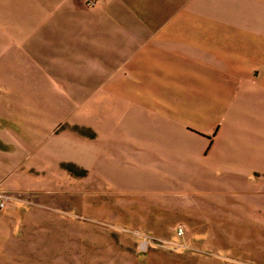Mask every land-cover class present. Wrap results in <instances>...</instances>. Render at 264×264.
<instances>
[{"label":"crops","instance_id":"crops-1","mask_svg":"<svg viewBox=\"0 0 264 264\" xmlns=\"http://www.w3.org/2000/svg\"><path fill=\"white\" fill-rule=\"evenodd\" d=\"M68 163L117 223L264 219V0H0V192Z\"/></svg>","mask_w":264,"mask_h":264},{"label":"rangeland","instance_id":"rangeland-1","mask_svg":"<svg viewBox=\"0 0 264 264\" xmlns=\"http://www.w3.org/2000/svg\"><path fill=\"white\" fill-rule=\"evenodd\" d=\"M97 4L90 1L86 6ZM77 106V116L89 120L91 98H80ZM75 131L89 134L86 129ZM63 167L68 179L65 194H8L11 201L0 212V221L9 222L8 233H0V264H264V219L240 218L242 223L234 224L225 218L204 221L180 213L156 219L144 212L146 202L128 201L142 219L117 223L107 215V198L114 194L107 176L100 173L94 178L100 193L91 196L86 171L72 163ZM70 180L79 183L71 186ZM160 221L171 223H156ZM179 226L192 251L151 250L139 255L135 240L126 232L141 229L169 239Z\"/></svg>","mask_w":264,"mask_h":264},{"label":"built area","instance_id":"built-area-1","mask_svg":"<svg viewBox=\"0 0 264 264\" xmlns=\"http://www.w3.org/2000/svg\"><path fill=\"white\" fill-rule=\"evenodd\" d=\"M10 201L9 195L0 192V212L7 209ZM126 232L135 240L136 251L139 255H145L151 250H165L176 254L193 250L190 243L185 240V230L181 226L175 230L174 235L169 239L158 238L141 229L126 230Z\"/></svg>","mask_w":264,"mask_h":264}]
</instances>
